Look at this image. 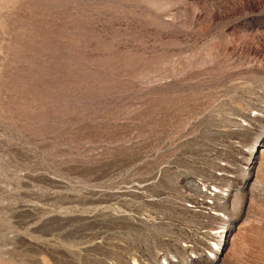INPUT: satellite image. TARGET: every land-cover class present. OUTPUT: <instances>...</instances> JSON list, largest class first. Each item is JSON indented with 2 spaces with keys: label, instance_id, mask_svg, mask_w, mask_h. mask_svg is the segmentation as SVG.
Returning a JSON list of instances; mask_svg holds the SVG:
<instances>
[{
  "label": "rangeland",
  "instance_id": "obj_1",
  "mask_svg": "<svg viewBox=\"0 0 264 264\" xmlns=\"http://www.w3.org/2000/svg\"><path fill=\"white\" fill-rule=\"evenodd\" d=\"M0 264H264V0H0Z\"/></svg>",
  "mask_w": 264,
  "mask_h": 264
}]
</instances>
